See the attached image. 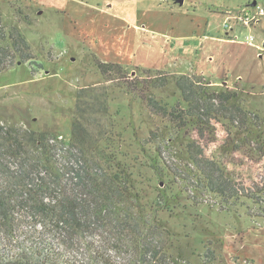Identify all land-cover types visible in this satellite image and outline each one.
<instances>
[{"label": "rangeland", "instance_id": "1", "mask_svg": "<svg viewBox=\"0 0 264 264\" xmlns=\"http://www.w3.org/2000/svg\"><path fill=\"white\" fill-rule=\"evenodd\" d=\"M253 1L185 0L181 4L173 0H0L2 25L6 29L18 27L34 57L0 72V123L49 132L68 142L79 91L84 87H110V116L102 122L104 131H110L109 147L133 173L147 220L158 209L170 232L169 236L162 229L154 232L155 246L161 251L158 257H164L165 264H264L262 206L248 200L245 205L226 204L205 189L188 160L184 134L154 119L139 100L113 90L104 80L97 61H112L89 46L88 36L92 35L85 27L94 20L99 7L111 4L125 13L132 9L143 20L156 22L171 32H188L197 24L202 28L209 20L208 32L222 35V12ZM256 1L264 5V0ZM259 25L251 30L257 45L239 41L230 51L224 50L229 87L243 90L246 107L260 114V120L250 127L252 139L264 133V27ZM124 66L132 75L146 70ZM157 96L170 105L179 98L172 84L158 90ZM151 131L157 132L158 139H151ZM252 144L257 146L256 140ZM248 155L246 150L235 153L233 161L240 165L234 170L254 179L264 170V156L256 163ZM72 181L70 186L75 185L76 180ZM248 210L256 217H251ZM24 227L29 228L27 223ZM97 233L103 243H117L111 226L100 224ZM120 245L123 250L115 248L112 254L133 263L136 257L132 247ZM75 246L83 259L88 251L85 243L78 241ZM158 257L155 264L160 263ZM148 259V264H153V258ZM160 259L163 264L165 261Z\"/></svg>", "mask_w": 264, "mask_h": 264}, {"label": "trees", "instance_id": "2", "mask_svg": "<svg viewBox=\"0 0 264 264\" xmlns=\"http://www.w3.org/2000/svg\"><path fill=\"white\" fill-rule=\"evenodd\" d=\"M33 58L25 35L16 26L6 29L0 16V72ZM96 65L113 90L139 100L154 119L184 134L190 165L208 192L235 206L253 201L264 214V170L254 179L234 170L240 165L233 161L235 153L246 150L256 163L264 156V133L252 139L250 131L260 114L246 107L243 90L213 85L197 73L146 69L132 75L117 62ZM171 84L179 95L173 105L157 96ZM109 90L79 91L68 142L0 123V264H148L149 257L155 264L161 252L155 233L170 232L158 209L147 220L133 173L109 147L110 131L102 124L110 116ZM151 136L158 139L155 131ZM100 224L115 230L117 243L97 238ZM78 241L88 249L83 259L76 252ZM126 243L136 257L133 263L112 254Z\"/></svg>", "mask_w": 264, "mask_h": 264}, {"label": "crops", "instance_id": "3", "mask_svg": "<svg viewBox=\"0 0 264 264\" xmlns=\"http://www.w3.org/2000/svg\"><path fill=\"white\" fill-rule=\"evenodd\" d=\"M252 3L244 7L252 6ZM227 10L222 12L224 17ZM97 12L91 24L85 27L92 35L88 36L89 46L104 59L141 69L167 70L177 74L197 73L213 85L230 86L224 50L230 51L232 44L239 41L228 38L224 27L222 35L208 32L210 24L207 20L202 28L197 24L194 30L181 32L179 25L180 30L171 32L156 22L143 20L132 9L125 13L110 4L99 7ZM259 26L264 27V20Z\"/></svg>", "mask_w": 264, "mask_h": 264}, {"label": "built area", "instance_id": "4", "mask_svg": "<svg viewBox=\"0 0 264 264\" xmlns=\"http://www.w3.org/2000/svg\"><path fill=\"white\" fill-rule=\"evenodd\" d=\"M264 20V5L259 4L249 7L228 9L225 12L223 27L228 38L234 41H244L249 45H257L253 28L257 27ZM246 28L249 31L244 32Z\"/></svg>", "mask_w": 264, "mask_h": 264}, {"label": "water", "instance_id": "5", "mask_svg": "<svg viewBox=\"0 0 264 264\" xmlns=\"http://www.w3.org/2000/svg\"><path fill=\"white\" fill-rule=\"evenodd\" d=\"M174 1H176L178 3H183L184 0H174ZM256 3H257V1L255 0V1H253L252 5H256ZM20 63H21V61H19V64Z\"/></svg>", "mask_w": 264, "mask_h": 264}]
</instances>
